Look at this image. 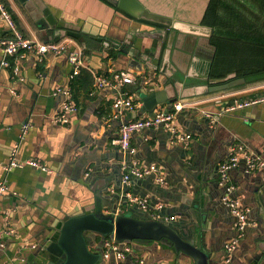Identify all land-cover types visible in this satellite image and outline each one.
<instances>
[{"label": "crops", "instance_id": "0c3cea01", "mask_svg": "<svg viewBox=\"0 0 264 264\" xmlns=\"http://www.w3.org/2000/svg\"><path fill=\"white\" fill-rule=\"evenodd\" d=\"M2 1L23 37L49 42L62 34L50 30V37H44L19 0ZM136 1L149 14L176 21L181 28L197 34L191 38V53L198 62L192 65L186 61L183 50L175 56L179 64L187 66V73L199 76L185 78V84L203 85L208 82L204 77L220 80L235 74V78L244 79V85L222 93L178 99L170 107L158 106L170 111L178 102L191 104L176 113L173 120L178 133L191 138L187 143L172 141L161 127L133 133V158L143 166L161 169L165 181L160 184L155 174H150L132 178L124 186L123 166L132 158L124 155L114 141L121 121L150 114L134 117L141 107L136 98L152 76L145 69L136 75L137 71L128 66L130 58L122 56L120 50H131L140 39L150 49L156 42L146 34L156 35L166 27L130 17L105 0H42L56 22L78 29L80 41L65 38L82 50L84 68L70 83L76 113L68 124H53L50 117L62 100L53 90L69 81L66 54L38 56L21 51L9 57L4 67L0 49V182L8 188L0 200V226H10L16 232L0 250V264H8L13 258L20 259L15 264L41 261L38 248L54 233L61 218L92 204L97 193L103 210L112 204L115 214L131 213L140 220H156L153 216L159 215V221L185 240L200 234L208 264H253L259 256L264 264L262 171H248L238 153L226 184L220 183L218 175V166L227 161L233 145L246 148L264 161V103L218 115L219 108L233 100L264 94V0H217L216 17L210 25L205 19L210 0ZM10 33L0 18V40ZM118 71L133 77L134 83L121 87V91L134 95L137 105L135 112L122 118L114 117L111 109L118 91L111 86L93 87L95 75L111 79ZM160 80L155 74V90L163 88ZM218 96L226 97L220 103L211 100ZM25 125L28 128L23 132ZM13 153L19 160L44 164L52 173L30 167L6 172L3 168ZM227 186L231 188L230 198L240 202L249 222L229 258L225 245L237 236V231L236 218L223 202ZM125 192L146 199L147 208L129 203ZM130 245L133 252L123 264H178L171 256L172 250L158 242ZM88 247L99 250L102 264L103 241L96 238Z\"/></svg>", "mask_w": 264, "mask_h": 264}, {"label": "water", "instance_id": "95a60500", "mask_svg": "<svg viewBox=\"0 0 264 264\" xmlns=\"http://www.w3.org/2000/svg\"><path fill=\"white\" fill-rule=\"evenodd\" d=\"M19 1L44 37L49 38L50 30L54 33L56 30L62 34L52 42H59L65 36L81 40L78 29L75 30L73 26L64 22H56L42 0ZM105 1L129 14L130 17L166 27L156 35L146 34L147 38L156 42V46L147 49L146 44L142 42L143 39H140L133 43L131 50H120L122 56L130 58L128 66L137 71L134 72L136 75L140 76L145 69L148 76H152L146 91L140 92L137 97L138 101H141V107L139 112L134 113V117L141 113H151L161 105L170 107L178 99L222 93L244 85V79L235 78V74H229L220 80L204 77L203 79L208 82L203 85L185 84V78L195 79L199 76L187 73V66L182 62L179 64L175 56L179 53L178 50H183L186 61L192 65L198 62L191 53L192 39L197 34L192 30L181 28L176 21L149 14L136 0ZM194 53L197 54L196 51ZM155 74L161 77L160 84L163 87L161 90L153 88ZM220 109L221 107L219 111ZM95 197L92 204L61 218L59 224L55 226L54 233L45 239L41 249L38 248L41 261H30L27 264H101L99 250L91 251L88 247L96 238H100L103 242L109 239L140 245L158 242L172 250L171 256L178 264H189V261L193 264H208L209 256L202 250L200 234L196 233L189 240H185L162 221L140 220L131 213L115 214L112 204L107 210H103L98 193ZM193 209L196 210V206H193ZM19 261L20 259L13 264ZM256 261L255 264H263L261 256Z\"/></svg>", "mask_w": 264, "mask_h": 264}, {"label": "built area", "instance_id": "2783aa9c", "mask_svg": "<svg viewBox=\"0 0 264 264\" xmlns=\"http://www.w3.org/2000/svg\"><path fill=\"white\" fill-rule=\"evenodd\" d=\"M0 18L5 21L11 31L9 37L0 40V49L3 56L1 61L2 66H8V58L17 55L21 51H30L38 56H43L47 53H52L54 56L66 54L70 65L69 81L68 84L53 90V94L61 96L62 100L55 113L50 117V121L53 124H68L70 116L77 111V107L72 100L70 83L80 75L82 69L84 68V55L82 50L76 47L74 41L70 38H64L59 42H40L36 40L32 41L23 37L16 29L2 0H0ZM111 79L107 76L95 75L93 87L94 89H102L104 87L111 86L118 91V95L113 99L111 104L113 116L116 118H122L125 114H131L135 112L137 110L135 96L132 94L128 95L121 91V87L134 83L133 77H131V75L126 72L118 71L112 75ZM146 85L147 82L144 83V90L142 89L143 91H146ZM224 97L226 96H218L211 100H214L216 103H220ZM260 103H264V94L252 99L233 100L230 103L221 106L218 115L230 114ZM188 106H191V104L178 102L173 105L170 111H166L161 107H157L148 115L121 121L119 135L114 141V144L119 147L124 155L132 158L129 163H126L123 166L122 184L124 186L129 185L132 178L141 179L150 174H155L156 181L160 184H164L165 175L161 169L156 166H143L133 158L136 155V149L131 145V135L135 132L145 129L161 127L169 133L172 141L176 140L187 143L191 136L189 134L178 133L177 128L173 124V120L176 113ZM27 128L28 126L25 125L22 131L25 132ZM238 153L242 154L248 171H254L258 169L262 171V182L264 184V161L259 156L240 145L231 146L227 161L218 166L220 183H227L229 171L237 164ZM24 167H30L46 174L52 173V171L49 170L44 164H41L36 160H19L16 156V153L11 155L8 163L3 169L8 172L12 171L13 169H20ZM7 190L8 188L6 183L0 182V198L4 193L7 192ZM226 191L227 194L223 198V202L229 208L231 214L236 218L235 227L237 231V236L232 238L231 241L225 245V252L228 255L227 258H229L230 254L238 244L240 234L245 230L249 222L247 220L245 211L241 208L240 202L236 199L230 198L229 193L231 188L227 186ZM125 197L129 203L136 204L141 209L147 208L146 199L132 196L128 192H125ZM157 208H160V206ZM6 215H8V213H6ZM159 217V215L153 216V218L156 220H159ZM15 235L16 232L12 227L7 225L4 226V224H2L0 226V250H3L6 247V241ZM35 247L36 246L33 245L31 248L34 249ZM132 252L133 248L130 244L106 239L103 242L101 253L102 264H123L125 259L130 254H132ZM17 260L19 259L13 258L9 264H13Z\"/></svg>", "mask_w": 264, "mask_h": 264}, {"label": "trees", "instance_id": "16d2710c", "mask_svg": "<svg viewBox=\"0 0 264 264\" xmlns=\"http://www.w3.org/2000/svg\"><path fill=\"white\" fill-rule=\"evenodd\" d=\"M217 8H218V1L210 0L206 14H205V19H207L206 23H209V25L212 22V19L216 17Z\"/></svg>", "mask_w": 264, "mask_h": 264}]
</instances>
